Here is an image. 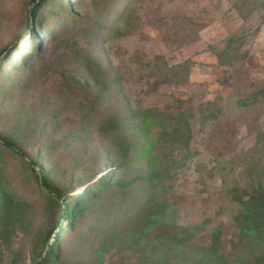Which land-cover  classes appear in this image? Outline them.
<instances>
[{
    "label": "rangeland",
    "instance_id": "obj_1",
    "mask_svg": "<svg viewBox=\"0 0 264 264\" xmlns=\"http://www.w3.org/2000/svg\"><path fill=\"white\" fill-rule=\"evenodd\" d=\"M39 1L0 0V60L31 33ZM71 2L74 18L120 34L89 44L69 33L43 62L29 61L23 79L0 77V137L62 194L47 196L24 159L0 145L2 264L264 263V0H122L116 18L109 6L98 17L90 0ZM58 12L46 4L32 25ZM83 50L121 77L116 90L84 78ZM73 77L146 127L159 183L138 186L142 171L116 161ZM126 184L135 192H111ZM134 199L140 220L128 224L122 214ZM68 201L71 230L48 241Z\"/></svg>",
    "mask_w": 264,
    "mask_h": 264
},
{
    "label": "trees",
    "instance_id": "obj_2",
    "mask_svg": "<svg viewBox=\"0 0 264 264\" xmlns=\"http://www.w3.org/2000/svg\"><path fill=\"white\" fill-rule=\"evenodd\" d=\"M71 1L78 0H40L36 5L32 7V12L28 23L26 24V30H30L31 33L23 37L20 43L13 47L11 54L8 57L0 60V77L5 75L7 82H12L16 76H21V79L26 75L27 68L30 67L29 61L34 64L38 62H43L44 56L47 51L45 49L53 43V41H58L64 38L65 35L69 33H76L83 40H87L89 44H96L102 41V38L112 39L118 37L120 33L113 29H105L98 18H84L78 19L74 18L73 15V4ZM91 4L96 8L97 16L99 17V11L104 8V6L111 7L109 9L110 18H116L118 15L116 3H122V0H90ZM35 2V0H33ZM46 4H51L55 10H59L58 14L48 13L42 20L34 22L32 25L31 18L35 20L38 18L39 12L45 8ZM114 6V7H112ZM46 15V14H45ZM55 22V23H54ZM22 35H20L21 37ZM6 53V50L0 51V57ZM18 56L16 65L9 66L11 57ZM76 62L81 64L82 73L84 78L91 84L95 86L102 85L108 92L116 90L121 84L120 76H109L107 74V68H105L100 62H98L95 57L89 53L87 50H83L79 54H76ZM10 58V59H9ZM29 64V65H28ZM26 65V67H24ZM8 68V69H7ZM102 77L107 80L106 84L101 83ZM16 83V81H15ZM11 85V84H10ZM71 85L73 86L76 93L81 97L83 102H86L90 108V116L87 117V121L91 117H95L93 120V126L96 129L97 134L104 140V142L115 149V159L121 164L126 170L138 169L142 171V176H140L136 183L141 187H151L159 183L158 175H152L153 164L150 160L152 151L154 149V144L148 141V132L146 127H139L138 123L135 122L134 117L128 118L124 116L119 111L104 106L103 102L105 100L104 91L95 93L92 88L81 78L73 77L71 79ZM14 86V83H13ZM86 120L83 122L86 125ZM142 124H146L145 120L141 121ZM0 145L7 148L12 154L22 157L24 163L29 165L35 174V182L47 192V196L62 199V194L58 189L51 186L47 180L44 178L40 184V178L37 174L36 168L42 173L39 168L38 163L30 156L23 153L18 147L2 137H0ZM102 177L104 172L101 173ZM119 191L112 190L114 194L127 195L135 192L136 188H132L128 184L120 185ZM85 192H76L78 194V199L85 196ZM65 205V215L64 220L57 224L56 228L50 230L47 235L48 241L56 240L58 234L55 233L57 229L59 232H63L64 228L71 227L70 223H66L70 216L67 215L68 202H63ZM137 201L134 199L131 202L129 208L125 209L122 214V218H129L134 212ZM83 204V203H81ZM140 210L131 219H127V223H132L134 221H139ZM78 213V212H77ZM108 221H111L109 219ZM122 219H114L112 221L113 225L119 224ZM71 230V228H70ZM48 248L51 247L48 244ZM2 259V256L0 255ZM2 264V261H0ZM264 264V263H261Z\"/></svg>",
    "mask_w": 264,
    "mask_h": 264
}]
</instances>
